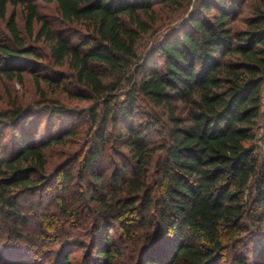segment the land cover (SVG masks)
<instances>
[{
  "label": "trees",
  "instance_id": "16d2710c",
  "mask_svg": "<svg viewBox=\"0 0 264 264\" xmlns=\"http://www.w3.org/2000/svg\"><path fill=\"white\" fill-rule=\"evenodd\" d=\"M27 77L0 264H264V0H0V85Z\"/></svg>",
  "mask_w": 264,
  "mask_h": 264
},
{
  "label": "rangeland",
  "instance_id": "374dc122",
  "mask_svg": "<svg viewBox=\"0 0 264 264\" xmlns=\"http://www.w3.org/2000/svg\"><path fill=\"white\" fill-rule=\"evenodd\" d=\"M44 10L46 12H51V11H53V8H52V6L47 5V6H44ZM0 87H1V92L4 95L3 99L1 100L0 105H3V104L6 105L9 101L10 97H13V98L17 97V98H19V100H26V99H31V96H34V94H33L34 86H33V83L31 82V80L29 79V77L26 78V84H19L15 81L14 82L8 81L7 83H4V84L1 83ZM6 87H8L11 90L13 95H11V96L9 95V92L6 90L7 89ZM262 108L264 109V98H263ZM73 121L75 123L79 122L80 121L79 115L75 116ZM261 124H262V127L260 128V133L264 129V114H263V119L261 121ZM70 189H71L70 191H73L74 186H72ZM50 192H52V190ZM53 193H55V191Z\"/></svg>",
  "mask_w": 264,
  "mask_h": 264
}]
</instances>
